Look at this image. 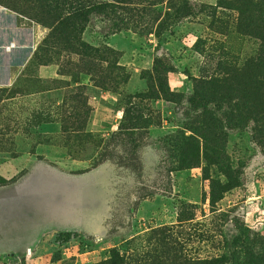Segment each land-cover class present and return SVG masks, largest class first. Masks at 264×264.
I'll return each mask as SVG.
<instances>
[{
	"label": "rangeland",
	"instance_id": "rangeland-1",
	"mask_svg": "<svg viewBox=\"0 0 264 264\" xmlns=\"http://www.w3.org/2000/svg\"><path fill=\"white\" fill-rule=\"evenodd\" d=\"M28 1L18 0L46 17ZM185 1L97 10L82 36L96 58L64 39L44 54L47 26L0 5V49L31 54L18 91L0 90V264H101L112 252L129 264H219L235 224L264 238V143L250 128L229 133L230 180L186 115L197 84L264 98V43L218 0H190L205 11L177 23ZM157 58L176 103L160 92Z\"/></svg>",
	"mask_w": 264,
	"mask_h": 264
},
{
	"label": "trees",
	"instance_id": "trees-1",
	"mask_svg": "<svg viewBox=\"0 0 264 264\" xmlns=\"http://www.w3.org/2000/svg\"><path fill=\"white\" fill-rule=\"evenodd\" d=\"M165 0H107L102 4L94 5L92 0H31L27 3L36 6V9L45 13L46 17H31L30 9L24 8L17 1L0 0L3 5L12 12L25 19L34 20L40 24L44 23L49 30L48 36L42 43V52L51 54L56 45V39H64L73 45V53L85 58L101 57L99 52L87 46L82 41L90 17L97 12L105 13H131L128 7L146 2L153 6L162 4ZM218 7L226 10L236 11L240 14V22L246 32L252 33L254 37L264 43V0H218ZM205 5L198 9L193 1H185L179 8L175 9L177 23L193 22L205 11ZM72 28L70 35L66 34L64 28ZM96 55V56H95ZM39 57L36 55L35 58ZM48 64L45 62L44 65ZM258 72L264 82V44L257 62ZM154 71L160 92L167 101L174 102L168 76L172 69L163 59L157 58L154 63ZM217 88V89H215ZM181 97V96H180ZM181 99L179 106H181ZM176 103V102H174ZM187 116L194 118L191 131L199 137L207 151V161L222 166L221 170L228 179H238V172H233L231 167L222 164L224 154V143L231 132H245L252 130V137L258 143H264V98L252 89H236L230 85L216 81L213 87L208 84H197L191 97L188 99ZM216 160V161H215ZM240 233L227 245L226 256L219 264H245L243 255L254 264H264V238L260 235L249 234L239 224H235ZM261 250V251H259ZM263 250V251H262ZM101 264H129L119 252H112L109 260Z\"/></svg>",
	"mask_w": 264,
	"mask_h": 264
},
{
	"label": "crops",
	"instance_id": "crops-1",
	"mask_svg": "<svg viewBox=\"0 0 264 264\" xmlns=\"http://www.w3.org/2000/svg\"><path fill=\"white\" fill-rule=\"evenodd\" d=\"M8 47L0 49V90L6 89L11 92L18 87L17 84L30 61L31 54L21 45L10 49ZM14 67L18 68L15 74L12 71Z\"/></svg>",
	"mask_w": 264,
	"mask_h": 264
},
{
	"label": "built area",
	"instance_id": "built-area-1",
	"mask_svg": "<svg viewBox=\"0 0 264 264\" xmlns=\"http://www.w3.org/2000/svg\"><path fill=\"white\" fill-rule=\"evenodd\" d=\"M8 49H10V48H8Z\"/></svg>",
	"mask_w": 264,
	"mask_h": 264
}]
</instances>
